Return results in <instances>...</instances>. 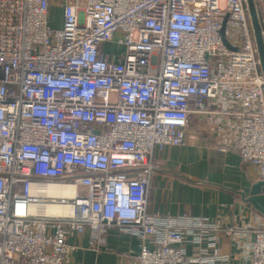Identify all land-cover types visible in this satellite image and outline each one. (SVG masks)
<instances>
[{
	"label": "built area",
	"instance_id": "obj_1",
	"mask_svg": "<svg viewBox=\"0 0 264 264\" xmlns=\"http://www.w3.org/2000/svg\"><path fill=\"white\" fill-rule=\"evenodd\" d=\"M192 116L264 182V77L245 0H0V264H70L71 233L88 229L99 249L114 227L140 239L118 264H227L206 237L218 222L147 211L154 151L194 139ZM48 185H73L71 214L48 209L67 201ZM189 236L213 253L186 254ZM248 259L264 264V221Z\"/></svg>",
	"mask_w": 264,
	"mask_h": 264
},
{
	"label": "crops",
	"instance_id": "obj_2",
	"mask_svg": "<svg viewBox=\"0 0 264 264\" xmlns=\"http://www.w3.org/2000/svg\"><path fill=\"white\" fill-rule=\"evenodd\" d=\"M53 12L60 24L59 9ZM187 132L195 133V138L154 151L147 211L158 217H202L218 222L220 227L206 235L216 237L218 253L229 256L227 264H250L254 229L264 221V213L247 200L255 181L248 176L237 151L221 150L214 143L203 117L192 116ZM228 227L232 228L230 234H226ZM67 241L75 246L70 264H118L119 253L136 254L140 250L137 235L116 227L107 231L105 245L99 249L91 245L88 229L81 234L71 233ZM146 246L153 248L154 244L148 239ZM202 248L208 255L213 253L206 240L196 244L189 236L184 242L188 255Z\"/></svg>",
	"mask_w": 264,
	"mask_h": 264
},
{
	"label": "water",
	"instance_id": "obj_3",
	"mask_svg": "<svg viewBox=\"0 0 264 264\" xmlns=\"http://www.w3.org/2000/svg\"><path fill=\"white\" fill-rule=\"evenodd\" d=\"M249 22L252 30L253 39L257 49V56L259 59V64L261 68L262 75L264 77V40L261 34V26L259 15L256 9V4L254 0H245ZM222 28L220 33L223 35ZM223 42L229 46L227 40L223 37ZM264 182L262 180L255 181L250 188L247 200L253 204V206L261 213H264V196L262 195Z\"/></svg>",
	"mask_w": 264,
	"mask_h": 264
},
{
	"label": "bare ground",
	"instance_id": "obj_4",
	"mask_svg": "<svg viewBox=\"0 0 264 264\" xmlns=\"http://www.w3.org/2000/svg\"><path fill=\"white\" fill-rule=\"evenodd\" d=\"M46 190L49 192L57 193L56 197L63 198L64 201L60 205L48 207V209L54 211L56 215L71 214L74 210L71 200L74 198L73 185H48ZM39 210V212H41Z\"/></svg>",
	"mask_w": 264,
	"mask_h": 264
},
{
	"label": "rangeland",
	"instance_id": "obj_5",
	"mask_svg": "<svg viewBox=\"0 0 264 264\" xmlns=\"http://www.w3.org/2000/svg\"><path fill=\"white\" fill-rule=\"evenodd\" d=\"M220 1L222 2V0H220ZM52 13L54 14V12H52ZM53 16H54L55 18H57V16H56V12H55V14H54ZM54 20H55V19H54ZM58 22H59V21H56V20H55V22H53V23H54L55 26H59Z\"/></svg>",
	"mask_w": 264,
	"mask_h": 264
}]
</instances>
